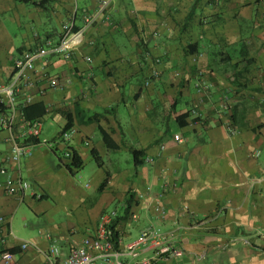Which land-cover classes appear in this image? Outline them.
I'll return each mask as SVG.
<instances>
[{"label":"crops","instance_id":"0c3cea01","mask_svg":"<svg viewBox=\"0 0 264 264\" xmlns=\"http://www.w3.org/2000/svg\"><path fill=\"white\" fill-rule=\"evenodd\" d=\"M99 2L0 0V86L10 82L14 62L22 53L49 41L59 43L63 26L75 19L77 29L83 27ZM194 4L193 19L186 24ZM52 19L60 29L51 26ZM9 24L18 25L15 38L6 27ZM153 73L155 77H148ZM32 77L38 82L36 88L19 101L32 96L26 107L32 106L31 114L37 118L23 117L42 124L33 155L12 163L9 139L11 134L22 138L26 128L19 126L12 133L0 129V183L5 179L1 169L6 168L31 185L25 195L14 197L0 187V217L6 221V231L13 233L7 243L15 250L11 264H50L46 255L52 247H58L65 258L83 240L70 226H58L55 234L41 229L26 241L13 228L23 206L32 212V201L50 198L49 190L39 184L37 191L32 181L46 179L42 172L50 156L42 149L47 141H42L44 122L57 121L60 131L67 124L66 114L72 116L76 131L71 146L84 167L88 149L93 159L95 150L103 161L102 167L96 164L103 172L96 192L106 194L115 185V192L119 191L99 200L98 213L116 195L122 201L120 211L128 200L136 204L137 219L125 227L124 250L145 229L160 227L175 231L177 243L196 241L206 248L210 241L226 243L220 251L244 243L242 250L233 246L230 251L264 254L259 246L264 243V0L111 3L107 13L84 32L70 59L48 55L38 61ZM50 78L59 80L57 88L49 87ZM176 135L182 142L175 141ZM56 137L50 148L54 156ZM132 150L143 152L144 164L138 168ZM54 169L57 178L58 173L76 176L82 170L71 174L63 164ZM106 179L108 184L101 190ZM51 193L69 202L91 201L86 192L71 185ZM20 217L27 220L23 212ZM135 221L138 237L133 238L130 227ZM128 237L132 241L125 242ZM22 242L34 246L22 251ZM188 252L182 257L184 263L188 254L195 255L193 249ZM203 252L212 255L207 249ZM153 253L154 246L148 243L138 259H120L135 264ZM0 264L4 263L0 260Z\"/></svg>","mask_w":264,"mask_h":264},{"label":"built area","instance_id":"2783aa9c","mask_svg":"<svg viewBox=\"0 0 264 264\" xmlns=\"http://www.w3.org/2000/svg\"><path fill=\"white\" fill-rule=\"evenodd\" d=\"M111 2L112 0H100L97 10L84 19V25L79 29L76 27L75 19L66 23L63 26L59 43L53 44L49 41L44 47L28 50L15 60L14 74L10 82L0 86V104L9 105V109L6 112L0 113V129L12 133L19 126L26 128L22 138L11 134L9 139L11 142L9 160L12 163L19 164L23 159L31 157L33 155L32 147L35 144L29 142V139H40L42 134V124L39 121H26L23 117L22 109L32 103L33 97L26 95L24 102L21 103L19 101L23 94L37 86L38 82L32 77L36 64L48 55H60L64 59H70L75 49L81 45L84 32L107 13ZM48 83L51 89L59 86V80L56 78L48 79ZM75 133L76 131L73 129L66 132L63 135V143L61 145L65 147L72 140ZM174 139L177 142H182L180 135H176ZM46 143L48 142H43V144ZM64 156L65 159L70 158L71 154L66 151ZM1 174L5 179L0 183V187L6 195L13 197L23 196L30 190V184L27 181L21 177H13L6 168L1 169ZM156 211L161 215L165 214V211L161 208H157ZM116 215V212L103 214L98 221L93 237H90L91 234L85 236L80 244L74 245L65 258H61L58 247H52L46 255L47 261L50 264H132L121 261L120 258L138 259L142 253V246L148 243L154 246L153 256L148 259L143 258L140 262H135V264H151L152 261L165 255L168 256V260L180 255L175 246L174 236L156 227L145 229L137 241L127 246L125 250L123 249L121 252L115 251L110 242L108 226ZM133 219H137V216L134 215ZM5 222V219L0 217V248L3 247L5 249L3 251L0 250V260L4 264H11L15 259V254L6 249L8 238H11L13 233L6 231V227L4 228L3 226ZM32 246L34 245L29 242L20 244L22 251H27Z\"/></svg>","mask_w":264,"mask_h":264},{"label":"rangeland","instance_id":"374dc122","mask_svg":"<svg viewBox=\"0 0 264 264\" xmlns=\"http://www.w3.org/2000/svg\"><path fill=\"white\" fill-rule=\"evenodd\" d=\"M129 0H112V4L118 6L123 5L124 3L127 4ZM51 26H54L57 29H60L58 21L56 19H52L50 21ZM11 32V35L15 38L18 30V25H7L6 26ZM35 27V26H34ZM164 77H168L165 75ZM170 77V76H169ZM60 129L59 123L57 121L47 120L44 122V132L42 135V141L47 140L49 144H45L43 146V152L47 153L50 157L45 160L44 162V169L46 171L42 172V176L46 178L45 180L40 183L39 181H32V186L37 190H39V184L47 190H49L50 198L44 201H32V212L27 209V206H23V214L27 216V220L24 222L20 216L16 219L14 223V230L19 238L26 241L30 238L36 237V232L41 229H46L47 233L55 234L56 228L61 226L62 228L71 227L73 230L77 232V236H82L83 238L89 234H93L97 225L95 224L97 218L102 214H110L113 212H118L120 210L122 201H119L120 198L116 195L113 202L104 209V211L99 209V200H104L105 196L108 195L109 197L114 194H108L112 190L115 192L116 185L109 190L106 194H99L96 192V188L103 180V172L98 168L96 165V161L92 158L91 152L88 149L89 157L85 160V167L78 173L76 176H67L66 173H58V178L54 175H57L54 167L60 164L58 160L59 157L64 158V154L62 152L58 153V156H54L50 151L52 146V140L56 137L58 131ZM61 145V143H60ZM63 146V145H61ZM64 163H69L68 160L63 159ZM124 166H126V162H123ZM130 167V164L128 165ZM131 168L134 169L133 166ZM53 174V176L47 175ZM30 184V183H29ZM68 186H75L82 191L86 192L89 195L90 202L80 203L78 199H74L72 201H66L65 198L59 193L52 194L51 192L55 188H61ZM31 189V185H30ZM119 192V191H118ZM118 192L116 194H118ZM96 199V200H95ZM95 200V201H94ZM94 201V202H93ZM137 221V220H136ZM136 221L131 224L130 227V234L133 238L138 237V229L136 227ZM98 224V222H97ZM154 228V227H153ZM160 228V227H156ZM162 231L168 234H172L175 240V246L177 251L180 253L179 256L170 258L167 261V264H264V254L258 253L257 256H250L246 254H235V252L230 251V249L235 246L236 248L242 250L244 247V243H232L228 249L219 250L223 245L226 243H220L216 241H210L208 243V248H206L204 243L200 242H176L177 235L176 232H167L160 228ZM139 238V237H138ZM132 241V238L128 237L125 238V242ZM259 246L264 251V243H259ZM258 246V247H259ZM192 249L195 253L193 256L192 254H188L187 262L182 261V257L184 254L189 253L188 251L192 252ZM208 250L212 252V255L206 257V253L204 250ZM234 253V254H233ZM203 255V256H202ZM206 257V258H205ZM205 258V259H204Z\"/></svg>","mask_w":264,"mask_h":264},{"label":"trees","instance_id":"16d2710c","mask_svg":"<svg viewBox=\"0 0 264 264\" xmlns=\"http://www.w3.org/2000/svg\"><path fill=\"white\" fill-rule=\"evenodd\" d=\"M195 6L196 4H194V7H192L190 13L188 14L187 18H186V24L189 23L194 16L195 13ZM152 62L155 63H159V59H154L152 60ZM148 77H155L154 73L149 75ZM9 109V105L8 104H0V113L6 112ZM33 110L32 106L29 107H25L22 109L23 114L28 118L31 119L32 117H34V114H31ZM41 116V115H40ZM37 118V117H34ZM66 120H67V124L59 131L54 143H53V151L57 152V156L59 157L60 152H62V154H65L66 151H69L71 154L70 158H66L67 160H69V163H64L63 159L59 157V161L60 164H63V166L68 170V172H70L71 174H75L76 171H80L83 167H84V163L82 158L80 157V155L77 153L76 150H74V148L71 146V141L69 143L66 144L65 147H63L62 149H58L56 150L55 147H59L60 143H63V135L72 130L73 128V118L70 114H66ZM104 137V140H106L109 143V138L107 136V134L103 131H101ZM29 142L33 143V144H38V142L40 143V141L38 139H29ZM134 157V165L136 168H138L139 166H142L144 164V159H143V152H137L136 150H132L131 151ZM92 155L94 157V160L96 161L97 165L99 167L103 166V161L101 159V157L97 154V152L95 150H92ZM61 166V165H60ZM108 184L107 179L102 183L101 185V190H103ZM136 204L133 205V203L131 202V200H128L126 202V208L125 209H121V211L119 210L116 215V217L111 221L110 225L108 226V234H109V238H110V242L113 245V248L115 251L117 252H121L123 250V238L125 236V227L127 226V224L131 221H133V217L134 215H136V212L134 210ZM134 207V208H133ZM7 228V226H5ZM90 235V234H89ZM94 234H91L90 237H93ZM1 251L5 250L3 247L0 248ZM12 253L15 252V250L13 249H6ZM168 256H162L161 258L152 261L151 264H167V261H169Z\"/></svg>","mask_w":264,"mask_h":264}]
</instances>
